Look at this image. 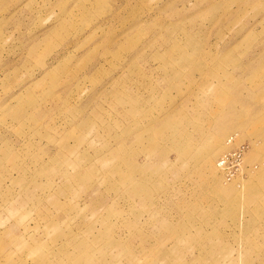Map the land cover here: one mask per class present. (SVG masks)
I'll list each match as a JSON object with an SVG mask.
<instances>
[{
  "label": "rangeland",
  "instance_id": "374dc122",
  "mask_svg": "<svg viewBox=\"0 0 264 264\" xmlns=\"http://www.w3.org/2000/svg\"><path fill=\"white\" fill-rule=\"evenodd\" d=\"M0 264H264V0H0Z\"/></svg>",
  "mask_w": 264,
  "mask_h": 264
},
{
  "label": "bare ground",
  "instance_id": "6f19581e",
  "mask_svg": "<svg viewBox=\"0 0 264 264\" xmlns=\"http://www.w3.org/2000/svg\"><path fill=\"white\" fill-rule=\"evenodd\" d=\"M238 146V145H237ZM219 159H222V158H219ZM220 162V161H219Z\"/></svg>",
  "mask_w": 264,
  "mask_h": 264
},
{
  "label": "built area",
  "instance_id": "2783aa9c",
  "mask_svg": "<svg viewBox=\"0 0 264 264\" xmlns=\"http://www.w3.org/2000/svg\"><path fill=\"white\" fill-rule=\"evenodd\" d=\"M238 151H240V150H238ZM242 153V152H241Z\"/></svg>",
  "mask_w": 264,
  "mask_h": 264
}]
</instances>
